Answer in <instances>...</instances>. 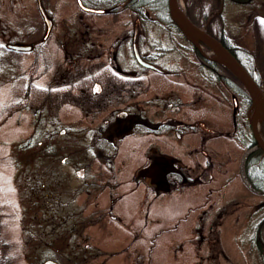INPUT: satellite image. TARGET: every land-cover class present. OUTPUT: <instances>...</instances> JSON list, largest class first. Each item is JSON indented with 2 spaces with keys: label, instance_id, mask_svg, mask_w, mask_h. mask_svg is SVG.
<instances>
[{
  "label": "rangeland",
  "instance_id": "rangeland-1",
  "mask_svg": "<svg viewBox=\"0 0 264 264\" xmlns=\"http://www.w3.org/2000/svg\"><path fill=\"white\" fill-rule=\"evenodd\" d=\"M126 2L96 14L76 0H41L53 22L43 40L39 0H0V264H264L254 242L264 197L241 177L254 107L200 62L182 30L150 11L143 22H154L142 23ZM224 12L227 36L256 60L264 101V0L228 2ZM135 39L141 53L165 52L157 63L170 68L172 103L181 101L182 113L156 106L154 120L184 117L191 128L181 141L174 129L140 128V140L111 144L115 109L102 111L111 122L103 123L99 109L83 113L64 97L78 95L67 86L84 83L83 69H104L99 81L111 86V68L139 67ZM31 44L36 49L22 53L9 47ZM163 153V173L140 171ZM204 175L208 183H182Z\"/></svg>",
  "mask_w": 264,
  "mask_h": 264
},
{
  "label": "flooded vegetation",
  "instance_id": "flooded-vegetation-1",
  "mask_svg": "<svg viewBox=\"0 0 264 264\" xmlns=\"http://www.w3.org/2000/svg\"><path fill=\"white\" fill-rule=\"evenodd\" d=\"M168 9H169V5H168ZM112 12L114 11L112 10L111 13ZM147 13L149 12L146 10L145 11L146 16ZM156 15L157 14L155 13V16ZM155 20L160 22L164 21L165 23L163 24L165 26L168 25L164 17L161 18L158 17L155 18ZM143 21L144 20H142V22ZM148 22H154V21L150 19V20H146L143 23H148ZM164 25L163 27L165 32L166 28ZM169 26H171L170 23ZM50 35L51 34H49V36ZM166 36L169 38L171 37V35H166ZM48 37L46 38L45 36L44 38L48 39ZM138 44L139 41L137 43L135 39L133 41L134 57L139 67L132 69H128V68L124 69L121 68L120 66L116 68H111L110 70L113 72V74H107V76L108 75L116 76L110 79L107 78L111 82L112 84L111 86H105V84L99 81L102 80V78L99 76L100 72H104V69H98V68L83 69V71H81V73L79 72L78 74L79 77L77 79L79 80H77V82L79 83V81H84V83L75 84L74 82L75 79H71L72 83L67 86L69 87L72 84H74L76 86L74 87L75 90L78 89V95L77 96L70 95V98L69 95H65L64 97L67 98V102H69L70 99L72 98L77 104V106H79L82 109V112L86 114H91L92 108L99 109V113L101 114L102 111L106 108L109 107L114 108L115 110L112 111V114L114 115L112 119L113 124L109 128L110 134L107 133L106 136V139L111 144H115V142L121 141L125 138L127 139L133 135H135V137H137L140 140L141 134H139L140 132L138 131L140 128H144L148 132L154 134H157L159 132H164V133L168 132V134H170L171 130L174 129L177 131L176 132L177 137L174 139H178L181 141V137L184 135V126H187V123L183 121L184 117L179 116V119H175L172 118V116H167L161 120H157V121L154 120V118L161 116V113L155 110L156 106L162 107L164 111H167L169 109L178 114L182 113V102L180 101L176 105L172 103V97L174 98L173 94L175 92L171 91L170 79L173 74L171 73L170 68L159 67L157 63V60H159L161 57L165 55V52L161 54L159 52L141 53L139 51ZM92 46L94 45L92 44ZM115 48L117 52L114 54V60L117 59V54H118V50L120 49V45L117 44V47ZM109 53H112V51L110 50ZM64 56H66V54H64ZM197 57H199L200 59L203 58L200 55V53H197ZM89 58L91 59V57ZM64 59H67V57H64ZM69 59H71V57H69ZM163 61L165 62V59ZM66 72L68 76L72 75L73 73L71 70H67ZM122 108H134L135 110L128 111V110H123ZM97 109H95L96 113L94 116H96L97 114L98 111ZM109 118L110 117H108L107 115L102 114L101 119L103 123H111ZM187 128H191V127L187 126ZM64 133L66 132L64 131ZM145 143H150V141L146 140ZM149 149L156 150L159 148L153 145ZM145 150H147V148ZM152 150H150V152ZM98 154L103 156L104 152L100 150ZM165 156H166L165 153H163V156H161V158L159 157V155L158 156L154 155L152 157V160L151 158L150 160L149 159L147 160V163L154 161L153 164L150 165V163H148L143 165L140 171L149 172L151 170H154L157 173L158 170L159 173H163V169H165L167 166L170 165V162L167 161ZM80 172L83 173L84 169H81ZM159 176L161 179L164 180L163 174H159ZM145 178L147 179V175L145 176ZM154 181L155 179L151 182ZM187 181L188 180H185L182 183L185 184L187 183ZM160 183L162 184L163 181H161ZM147 185L148 187L153 188L154 187L153 185L155 184L151 183ZM157 192L160 193V191ZM116 204H119V202H117Z\"/></svg>",
  "mask_w": 264,
  "mask_h": 264
},
{
  "label": "trees",
  "instance_id": "trees-1",
  "mask_svg": "<svg viewBox=\"0 0 264 264\" xmlns=\"http://www.w3.org/2000/svg\"><path fill=\"white\" fill-rule=\"evenodd\" d=\"M125 1L128 0H83L86 6L93 8H117ZM254 1L255 0H185V3L187 16L190 20L196 26L206 30L207 33L222 42L249 71L251 76L260 86L259 80L255 75L257 73V65L254 56L246 50L240 49L238 45L227 36L224 23V11L228 2L250 5L251 2ZM127 7L131 8L135 13L141 14L142 20H144L143 15H145V11L149 10L152 13H156V17H165L167 23H170L171 25L173 24V22L167 18L168 0H131ZM201 62H203V64L214 73L219 82L224 83L235 94L243 95L247 106H252L251 98L244 84L228 67L218 62L209 61L205 58H201ZM30 73L33 74V72ZM12 82L13 79L10 85H12ZM29 92L30 88L27 89L24 96L27 97ZM262 134L264 136V122L262 123ZM248 148H251V151L245 157L241 177L244 179V185L247 189L250 188L254 193L264 197V150L256 144L254 136L253 141ZM208 181L209 177H205L204 175L199 176L195 181L188 180L185 184H204L208 183ZM254 242H257L264 262V218L258 225ZM3 246L4 244L2 243L1 247L3 248ZM69 249H71V246H69ZM1 264H6V262H2Z\"/></svg>",
  "mask_w": 264,
  "mask_h": 264
},
{
  "label": "water",
  "instance_id": "water-1",
  "mask_svg": "<svg viewBox=\"0 0 264 264\" xmlns=\"http://www.w3.org/2000/svg\"><path fill=\"white\" fill-rule=\"evenodd\" d=\"M76 1L78 3V6L85 12L96 13V14H107L111 11L107 9L90 8L85 6L82 0H76ZM40 9L43 18L47 24L46 37H48L52 30L53 23L52 20L45 14L41 6ZM169 12H170V17L175 24H177L183 31L189 29L191 33L194 35V37H196L195 40L192 39L196 47H198L201 50L202 45H204L209 49L213 50L214 52H216L217 54H219L221 57H223V60L211 58L204 54L206 58H210L213 59L214 61L224 64L244 84L251 98L252 105L254 107V116L251 120L253 135L256 140V144L264 150V143L263 141H261L259 137L257 131V124H256L257 120L260 121L261 123L264 122V101L262 99V94L259 85L253 79L250 73L246 70V68L241 64V62L233 55V53L222 42L209 35L205 30L196 26L187 16H182L177 14L176 0H169ZM11 48L23 52V51H31L33 49V46H12ZM260 106H262V116H259L258 119L255 120V116L257 115V112L260 110ZM248 152L249 151H247L244 156H246Z\"/></svg>",
  "mask_w": 264,
  "mask_h": 264
},
{
  "label": "bare ground",
  "instance_id": "bare-ground-1",
  "mask_svg": "<svg viewBox=\"0 0 264 264\" xmlns=\"http://www.w3.org/2000/svg\"><path fill=\"white\" fill-rule=\"evenodd\" d=\"M176 4H177V14L178 15H182V16H185V10H184V3L182 0H176ZM186 33L189 35L190 38L192 39H196V37H194V35L191 33V31L189 29L185 30ZM209 56L215 58V59H221L223 60V57H221L219 54H217L216 52H213V53H209ZM259 116H262V106H260V110L257 112V115L255 116V120L258 119ZM257 131L261 137V133H260V125L258 123V120H257ZM261 140H262V137H261ZM263 141V140H262Z\"/></svg>",
  "mask_w": 264,
  "mask_h": 264
}]
</instances>
